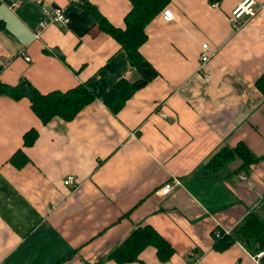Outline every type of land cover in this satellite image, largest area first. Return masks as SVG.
<instances>
[{"label": "crops", "instance_id": "obj_1", "mask_svg": "<svg viewBox=\"0 0 264 264\" xmlns=\"http://www.w3.org/2000/svg\"><path fill=\"white\" fill-rule=\"evenodd\" d=\"M15 1L0 0V60H11L0 81L42 94L86 84L96 102L45 126L29 99L0 96V264H95L144 226L175 254L163 263L149 247L128 264H263L240 228L252 212L264 218V0L239 30L229 18L243 0H171L174 19L161 13L149 25L137 67L91 12L124 29L129 0H20L12 9ZM44 6L70 23L36 40ZM203 44L213 54L208 78L198 73ZM122 80L141 85L114 115L104 101ZM31 129L39 138L25 147ZM241 143L259 159L248 171L240 158L208 170L218 151ZM68 176L77 183L66 185ZM218 229L236 238L225 251L215 248Z\"/></svg>", "mask_w": 264, "mask_h": 264}, {"label": "trees", "instance_id": "obj_2", "mask_svg": "<svg viewBox=\"0 0 264 264\" xmlns=\"http://www.w3.org/2000/svg\"><path fill=\"white\" fill-rule=\"evenodd\" d=\"M129 1L132 4V10L125 18L126 27L124 29L112 26L97 10L91 9V12L101 29L116 39L122 49L126 51L131 66L137 67L144 60L141 48L148 41L147 29L149 25L158 15L163 14L171 0ZM140 85L130 84L126 80L120 81L108 93L104 101L105 105L114 115H117ZM257 87L264 94V75L258 81ZM0 96H6L15 101L29 99L32 111L45 126L56 118L71 122L84 109L96 102V96L86 84H81L67 92L54 91L42 94L26 81L17 86H9L0 81ZM38 138L39 132L36 129L29 130L24 135V146H34ZM236 158L242 160L240 172L248 171L259 160L251 155L246 144L241 143L234 149L222 148L211 158L207 168L212 173H217ZM26 161L27 158L23 151H18L12 159V163L19 167L26 164ZM240 236L246 244L256 242L257 251L264 252V218L257 213H250L240 228ZM235 242L234 236L223 234L222 238L216 239L215 248L218 251H225ZM149 247H154L157 250L158 259L163 263L169 262L175 254L172 245L162 235L153 227L144 226L134 230L123 243L107 255L106 259L95 264H103L104 261H114L117 264L140 263V255ZM262 262L264 264V258Z\"/></svg>", "mask_w": 264, "mask_h": 264}, {"label": "built area", "instance_id": "obj_3", "mask_svg": "<svg viewBox=\"0 0 264 264\" xmlns=\"http://www.w3.org/2000/svg\"><path fill=\"white\" fill-rule=\"evenodd\" d=\"M38 3H41V0H35ZM76 2H79L80 0H73ZM21 1L16 0L13 2L10 7L12 9H16L20 6ZM257 0H243L240 4L237 5V7L232 11L230 15V23L232 27L235 30H239L242 26H244V19L251 20L253 19L261 10L262 8L259 7ZM163 19L167 22H170L174 19V14L171 10L166 9L163 12ZM70 23L69 18L65 15V13L61 9L53 8V7H42V20L41 23L38 27V29L35 32V38L36 40H40L44 34V32L50 27V26H68ZM213 54L211 53L210 47L208 44H203L202 45V51L200 55V65L198 69V73L204 77L208 78L210 76V71L208 69V66L212 60ZM26 62H31V57L30 56H25ZM11 65V60L8 58H3L0 60V71L5 70ZM76 178L75 176H68L65 179V184L66 185H75ZM175 185L173 182L166 184L160 191L162 196H168L170 195L174 188ZM223 234L225 235H231L229 230H221L218 229L215 232V237L216 239H220L223 237ZM264 258V252L260 251L257 253L255 259L256 261L260 262ZM191 261V259H189ZM196 263V261L194 262Z\"/></svg>", "mask_w": 264, "mask_h": 264}]
</instances>
